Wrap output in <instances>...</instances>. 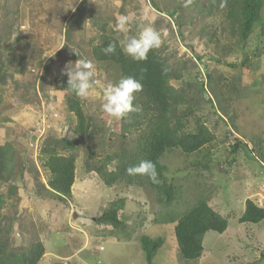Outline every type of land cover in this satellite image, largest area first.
<instances>
[{
	"label": "rangeland",
	"instance_id": "374dc122",
	"mask_svg": "<svg viewBox=\"0 0 264 264\" xmlns=\"http://www.w3.org/2000/svg\"><path fill=\"white\" fill-rule=\"evenodd\" d=\"M153 1L161 12L175 10L174 17L154 10L152 0H0V58L14 56L15 63L8 70L19 84L16 89L10 80L2 90L1 117L10 121L0 123V145L20 141L24 146L18 150L38 166L40 182H46L39 163L44 139L73 138L75 118L66 112L63 93L54 89L56 77L62 75L65 65L87 60L91 45L102 34L120 41L153 27L177 59L202 57L204 63L196 67L180 60L190 66L184 81H201L207 71L220 77L225 109L234 116L230 126L228 120H219L208 105L201 104L193 118L199 117L215 140L197 153L186 155L173 150L161 159L168 169L167 182L178 188L170 204L159 203L141 177L134 186L121 183L109 188L97 175L88 173L84 161L85 147L93 142L89 137L77 152L72 186L75 198L71 201L36 196V177L27 161L25 170L12 182L19 189L21 202L2 210V225L11 227L10 244L16 249L36 242L44 245L45 254L38 264H148L139 241L142 236L162 241L153 264H264V220L256 225L238 222L246 200L264 208V5L261 22L247 42L240 44L229 35L222 12L211 8L207 0ZM120 15L129 17L127 31L116 28ZM72 22L75 28L68 40L66 31ZM210 25L216 30V44H208L205 37ZM20 56L24 59L21 67L39 71L38 76L27 70L23 75L14 73ZM95 77H101L103 83L95 85L98 95L84 99L85 108L106 129L105 141L118 119L101 108L102 92L108 85L106 73L96 72ZM34 83L40 99L22 104V94L35 93L30 88ZM172 84L178 87L181 83ZM194 127L191 118L188 128ZM136 137V133L128 136L129 149H135ZM235 139L241 144L233 153ZM208 159L210 168L204 169ZM109 168L113 169V163ZM5 190L0 187V192ZM200 198L227 219L228 226L222 234L206 233L202 256L187 262L179 255L173 228ZM120 199L124 208L119 218L126 229L113 231L109 225L98 224L97 218L109 204Z\"/></svg>",
	"mask_w": 264,
	"mask_h": 264
},
{
	"label": "trees",
	"instance_id": "16d2710c",
	"mask_svg": "<svg viewBox=\"0 0 264 264\" xmlns=\"http://www.w3.org/2000/svg\"><path fill=\"white\" fill-rule=\"evenodd\" d=\"M217 12H222L224 20L229 27V35L237 38L238 43L245 44L252 35L255 27L261 22L263 0H226V6L221 7L223 0H207ZM153 9L173 18L175 10L161 12L159 7L152 0ZM75 28V22L70 23L66 35L71 37ZM104 28H102L103 30ZM264 34V33H263ZM216 30L213 26L207 28L206 39L208 44H216L214 39ZM117 43L119 39L112 35L102 34L95 44L91 45L88 59L94 64L96 72L103 71L108 78V84H115L121 77L135 76L143 84V90L134 94L133 106L136 111L126 114L123 118L114 121L113 130L107 140L104 141L105 131L101 121L91 115L85 108V100L78 98L74 93L68 92L67 78L57 75L54 89L62 92L66 112L75 118L72 131V139L66 137H46L42 142L39 151L40 168L46 174V182H40L39 169L35 162L23 155L19 146H24L20 141L7 142L0 145V187H5V192H0V264H38L45 254V247L41 242L31 243L25 249H16L10 244L11 227H3L2 210L5 207L19 206L21 199L19 189L12 184L20 172L24 171L26 162L32 165L35 175V193L39 198H58L64 201L72 200V186L75 182V162L85 137L93 140L87 145L85 151L84 166L88 173H94L99 177L106 187H113L117 184L134 186L138 178H143L149 188L154 191L157 201L162 204L172 203L178 189L172 182H167V167L161 163L166 153L173 150H180L183 154L191 155L197 153L210 145L215 140V135L208 129L205 123L194 117L201 106L208 105L211 111L221 121L228 120L233 126L234 116L229 115L225 109L226 98L224 86L220 87V77H215L212 72H206L203 80L184 81L190 66L188 63H181L180 60L189 61L193 67L204 63L202 57L197 56L185 60L177 59L175 54L170 52L162 44L160 49L149 51L146 61H134L131 57L125 56L119 46L115 54L105 55L102 49L109 43ZM224 52V49L220 47ZM13 55L5 60L0 58V111L4 103L2 90L8 81L19 88L18 81H13V75L9 73V65L14 62ZM198 60V62H197ZM15 74L23 75L26 70L38 76L39 71L31 70L24 65V59L19 57ZM15 63V62H14ZM28 67V68H27ZM48 64L46 65L47 70ZM231 67H234L231 65ZM44 71V72H45ZM45 72L42 82L46 76ZM114 78L113 81L110 79ZM97 82L103 83L101 77H94ZM105 79V80H106ZM172 82H180L175 87ZM107 83V82H106ZM30 91L21 95L22 104H32L40 99L36 84H30ZM41 89V88H40ZM42 96H46L41 90ZM41 96V97H42ZM207 96V97H205ZM202 104V105H201ZM194 119L195 127L188 128L190 119ZM7 117H1L0 123L9 122ZM136 133V147L129 149L127 139L130 134ZM230 133V131H229ZM231 146L234 153L241 144ZM19 144V145H18ZM262 157L261 154H258ZM148 159L156 164L159 184H153L148 177L140 175H128L126 169L138 164L140 160ZM113 163V169L109 167ZM209 159L203 165L209 169ZM124 208L123 200H116L109 204L102 212L96 222L101 225H109L113 231L125 230L126 225L119 218V213ZM264 220V208L259 207L251 200L245 201V209L240 218L239 224L256 225ZM228 226L227 219L215 212L204 198H200L177 220L173 231L179 255L183 261L192 262L199 259L203 252V238L206 233L214 232L222 234ZM141 248L145 254L148 264H153V258L160 248L161 239H150L142 236L139 239Z\"/></svg>",
	"mask_w": 264,
	"mask_h": 264
},
{
	"label": "clouds",
	"instance_id": "9594fccd",
	"mask_svg": "<svg viewBox=\"0 0 264 264\" xmlns=\"http://www.w3.org/2000/svg\"><path fill=\"white\" fill-rule=\"evenodd\" d=\"M188 3H191V0H188ZM224 6H226V0H223L221 4V7ZM128 23L129 17L120 15L116 21V28L120 31H127ZM162 44L160 33L153 27H145L138 36L125 38L118 44L110 42L102 51L105 55H112L115 54L119 46L125 56L131 57L134 61H146L149 51L160 49ZM61 74L67 76L66 90L74 93L78 98L87 99L99 94L95 87L97 83L94 79L96 70L92 61L78 59L74 64L65 65ZM142 78L138 79L129 75L121 77L115 84L106 85L102 92V111L113 119H121L126 114L136 111L133 106L134 94L143 90ZM126 173L146 176L153 184L160 183L156 164L148 159L140 160L138 164L128 167Z\"/></svg>",
	"mask_w": 264,
	"mask_h": 264
},
{
	"label": "crops",
	"instance_id": "0c3cea01",
	"mask_svg": "<svg viewBox=\"0 0 264 264\" xmlns=\"http://www.w3.org/2000/svg\"><path fill=\"white\" fill-rule=\"evenodd\" d=\"M74 192L72 191V199H74L75 198V196H74V194H73Z\"/></svg>",
	"mask_w": 264,
	"mask_h": 264
},
{
	"label": "bare ground",
	"instance_id": "6f19581e",
	"mask_svg": "<svg viewBox=\"0 0 264 264\" xmlns=\"http://www.w3.org/2000/svg\"><path fill=\"white\" fill-rule=\"evenodd\" d=\"M28 241V240H27Z\"/></svg>",
	"mask_w": 264,
	"mask_h": 264
}]
</instances>
